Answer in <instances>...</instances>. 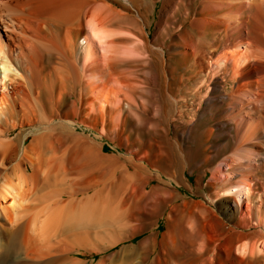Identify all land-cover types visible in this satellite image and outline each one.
Instances as JSON below:
<instances>
[{"label":"bare ground","instance_id":"bare-ground-1","mask_svg":"<svg viewBox=\"0 0 264 264\" xmlns=\"http://www.w3.org/2000/svg\"><path fill=\"white\" fill-rule=\"evenodd\" d=\"M182 1L188 3L180 30L165 41L161 31L176 19ZM209 49L215 52L204 76L228 73L232 83L253 76L252 64L264 60V0H0V264H82L71 257L90 236L72 232L81 227L96 228L93 236L102 243L97 253L121 245L98 264H190L191 225L177 212L179 195L162 181L148 188L152 178L138 168H146L150 152L136 154L140 162L105 155L75 125L94 128L113 114L120 121L128 116L152 133L156 129V161L167 155L172 162L164 141L181 149L190 135L184 130L177 137V115L164 113L162 130L159 122L143 119L136 102L140 86L148 84L143 89L148 107H161L163 114L169 102L176 110L172 85L181 77L179 70L190 58L197 70L193 76L200 77ZM256 82L239 96V89L227 95L215 84L216 93L208 99L220 110L213 123L216 134L234 128L248 144L243 155L231 159L248 168L245 181L232 185L234 173L226 164L227 195L251 190L246 179L254 175L256 140L264 137V73ZM100 98L105 101L99 105ZM88 100L92 104L85 106ZM25 126L33 128L28 143ZM204 127L197 146L203 147L213 131ZM125 145L128 149L131 143ZM158 172L165 181V172ZM219 172L211 175L214 181ZM81 185L94 188L84 199L75 197ZM226 201L229 205L222 204L231 214L237 205ZM147 217L148 225L136 223ZM161 218L167 228L159 235ZM147 231L138 243H126ZM251 233L239 231L238 239H247L239 257L264 258V242L258 246Z\"/></svg>","mask_w":264,"mask_h":264},{"label":"rangeland","instance_id":"rangeland-1","mask_svg":"<svg viewBox=\"0 0 264 264\" xmlns=\"http://www.w3.org/2000/svg\"><path fill=\"white\" fill-rule=\"evenodd\" d=\"M187 3V1H182L175 10L176 19L170 23L166 30L163 29L161 31L160 36L165 37V41H167L170 34L177 33L180 30V20L187 9ZM157 43L160 44L163 41L159 38ZM207 51L210 53L203 61L200 73V77L202 75L203 77L195 78L193 76L192 71L197 72V70L192 69V66L189 65L190 58L179 70L181 77L172 85L173 95L175 101H177L175 102L176 110L173 104L169 102L166 103L163 114L160 110L161 107L159 109L148 107L146 101L148 94L143 90L147 88L148 84L140 86L139 98H137L136 102L137 110L143 119L149 118L153 124H155L154 122H159L160 130H162L163 122L165 121L162 119L164 113L167 116L177 115V119H175L177 137L180 138L181 131L184 130L190 135V141L183 143L181 149L170 148L164 141V147L172 153V156L169 155L172 162L167 155L163 157L162 161H156L153 154V150H156L154 140H157L158 136L156 129L152 133L140 125H135L133 119L128 116L125 121H120L113 114L109 121H96L97 125L94 128L80 123L75 126L80 134L94 139L98 146L102 147V153L105 155L133 157L134 162H140L142 158H137L136 154L141 155L146 151L150 152L149 156L144 160L146 168L144 166L138 168H143L142 174L146 175L145 177L152 178L147 185L148 188L157 186L159 181H162L164 184H168L167 186L171 193L179 195V200L176 202L178 204L177 212L179 215H183V222L186 226L191 225L192 241L190 246L193 250L189 258L190 264H264V258L239 257L238 251L239 246L247 241V239H238V233L241 230L252 232L250 239L257 241L258 246L262 247L264 242V137L256 140L259 141L260 148L256 161L252 162L253 164L251 163L250 171L254 175L246 179L247 184L251 186L249 195H227L224 192L225 183L223 181L225 169H229L226 164H230L229 170L234 173V177L229 181L232 185L245 181L244 172L248 168H239V161L232 162L231 159H236V155H243L248 144L241 142L237 129L234 128L229 129L223 136L216 134L218 130L214 128L213 123L221 117L218 112L219 107L214 106V104H208V99L216 93L213 89L215 84H219V91L227 95L231 94L233 89H239L237 96L240 93L253 90L257 86V82L255 84L257 76L264 73V60L256 61L252 64L251 69L255 71L253 76L241 78L232 83L228 73L225 76V73L214 75L212 72V79L204 76L211 70V57L215 52L214 49ZM195 60L199 61V55L196 56ZM137 74L142 76V72ZM154 88L158 89L160 86L156 85ZM103 101L105 100L100 98L98 104L100 105ZM83 103L85 106L92 104L91 100ZM108 105L112 106L114 104L113 102H108ZM206 108L207 110H205ZM87 111H82L81 116L86 115ZM117 114L118 111H115V115ZM229 114V111L226 112V115ZM134 119L137 121L135 117ZM77 120L79 121V118ZM204 126L212 127L213 131L210 135H207L206 144L201 147L197 146L196 139H201L203 134H205ZM22 129V136H26L25 142L28 143L32 138L33 128L25 126ZM19 130H14L12 137ZM115 143L122 144V147H119V149L115 148ZM127 143H131L128 149L125 147ZM158 170L165 172L162 175L165 181L157 178ZM218 171H220L219 180L214 181L211 175L218 173ZM170 178L176 179L181 184L178 186L175 181L169 180ZM93 190L94 188L81 185L78 195L75 197L84 199L87 195L92 194ZM226 199H231V202L237 205L234 211L230 207L231 214L227 212L222 204L225 202L226 205H229ZM148 222H151L148 217L144 221L140 220V218L136 221L139 226L148 225ZM159 223L160 226L155 231L160 235L161 232L166 230L167 222L164 218H161ZM96 231L94 227H81L72 230L73 233L90 235L89 238L81 241L85 243L84 245L75 247L79 253L72 254V258L82 261V264H98L100 259H103L101 258L103 255L105 256L120 248L121 245L106 252L97 253V248L102 243L94 238L93 235H95ZM147 234L148 231L140 233L126 243H138ZM67 241L71 242L72 240ZM13 259L15 261L29 260V258ZM68 264L73 263L69 262Z\"/></svg>","mask_w":264,"mask_h":264}]
</instances>
